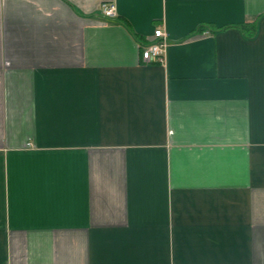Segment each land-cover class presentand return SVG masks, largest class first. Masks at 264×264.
<instances>
[{
  "label": "crops",
  "instance_id": "obj_1",
  "mask_svg": "<svg viewBox=\"0 0 264 264\" xmlns=\"http://www.w3.org/2000/svg\"><path fill=\"white\" fill-rule=\"evenodd\" d=\"M0 264H264V0H0Z\"/></svg>",
  "mask_w": 264,
  "mask_h": 264
},
{
  "label": "built area",
  "instance_id": "obj_2",
  "mask_svg": "<svg viewBox=\"0 0 264 264\" xmlns=\"http://www.w3.org/2000/svg\"><path fill=\"white\" fill-rule=\"evenodd\" d=\"M102 14L108 19H114L117 17V8L113 4L104 3L101 7ZM155 42L144 46L143 61L145 63H151L154 61L163 62L164 54L169 46L168 34L161 30L156 29L154 31Z\"/></svg>",
  "mask_w": 264,
  "mask_h": 264
}]
</instances>
